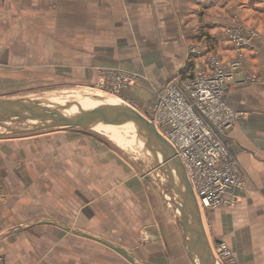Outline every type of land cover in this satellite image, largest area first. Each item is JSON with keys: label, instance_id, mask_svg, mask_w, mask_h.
<instances>
[{"label": "crops", "instance_id": "0c3cea01", "mask_svg": "<svg viewBox=\"0 0 264 264\" xmlns=\"http://www.w3.org/2000/svg\"><path fill=\"white\" fill-rule=\"evenodd\" d=\"M101 1L128 5L121 18L146 14L161 20L169 3L178 20L197 12L185 7L191 0ZM197 3L207 5V28L222 58L240 63L225 89L226 103L238 114L228 148L246 176L238 191L239 211L251 210L256 217L264 207V0ZM228 27L240 29L242 48L227 40ZM0 180V264H72L74 251L83 255L80 264H104L106 250L126 263L191 264L179 219L155 187L143 190L145 178L129 172L105 141L74 131L0 141ZM208 211L215 224L214 242L227 244L238 264H264V218L229 215L220 221L221 212ZM71 229L79 235H71Z\"/></svg>", "mask_w": 264, "mask_h": 264}, {"label": "rangeland", "instance_id": "374dc122", "mask_svg": "<svg viewBox=\"0 0 264 264\" xmlns=\"http://www.w3.org/2000/svg\"><path fill=\"white\" fill-rule=\"evenodd\" d=\"M193 3L191 0L185 7H192L197 12L193 18L186 16L183 20L176 19L173 3H169L161 20L152 19V15L143 17L146 14H131L133 18H125L124 14L121 18V11L124 13L123 8L128 9V5H111L101 0L1 3L0 100H54L57 104L82 105L79 101H87L82 100L83 97L90 96L94 100L95 95L105 102L117 103L120 100L149 117L153 98L160 88L178 79H193L196 73L209 72L210 57L217 58L223 66L238 62L222 58L216 48L218 41L207 28V5L197 3L196 6ZM226 38L229 40L227 35ZM179 70L183 74H179ZM28 124L22 122L10 126L24 129ZM56 131H74L108 143L117 151L120 161L128 164L129 172L145 178L143 190L147 192L148 186L150 189L155 187L166 207L180 221L179 212L170 200L171 194L163 197L160 183L164 188L168 187L161 171L155 169L154 155L129 132L123 137L93 128H74L12 134L0 127V141L33 138ZM130 138L136 143H127ZM244 180L246 183V176ZM239 195L233 206L216 209L221 212L218 220H227L229 215L245 220L264 218V207H259L256 217L251 210L239 211L242 202ZM209 213L202 211V217L217 263L238 264L227 244L231 254L228 258L215 248L212 233L215 224ZM219 227L221 234L222 224ZM71 235L78 236L77 229H71ZM106 251L103 253L104 264H141L139 260L128 259V263L125 259L115 260L112 258L115 253ZM82 257L77 251L72 252L71 263H82Z\"/></svg>", "mask_w": 264, "mask_h": 264}, {"label": "built area", "instance_id": "2783aa9c", "mask_svg": "<svg viewBox=\"0 0 264 264\" xmlns=\"http://www.w3.org/2000/svg\"><path fill=\"white\" fill-rule=\"evenodd\" d=\"M226 35L236 48L244 46L239 28L229 27ZM210 58L209 72L160 88L148 117L181 159L201 211L233 206L245 186V174L228 148L238 114L225 101L226 86L240 64L223 66ZM215 248L230 257L224 242Z\"/></svg>", "mask_w": 264, "mask_h": 264}, {"label": "water", "instance_id": "95a60500", "mask_svg": "<svg viewBox=\"0 0 264 264\" xmlns=\"http://www.w3.org/2000/svg\"><path fill=\"white\" fill-rule=\"evenodd\" d=\"M101 100V97L93 96ZM92 99V98H91ZM74 103H60L53 107H42L34 99L0 100V127L12 134H28L53 129H87L98 125L110 126L117 122L132 125L135 137L154 155L155 169L161 171L166 187L171 188L176 201L173 205L179 212L182 235L189 247L187 253L191 264H214L212 244L208 238L202 211L188 180L184 165L176 155L170 143L159 133L156 126L129 104H106L93 109H77V112L61 116L57 112ZM38 120L24 129H16L10 125ZM153 148L158 150L155 159ZM175 168V172L172 171ZM163 193L171 191L161 184ZM172 194V195H173ZM215 244L220 242H214ZM197 257V260L194 256Z\"/></svg>", "mask_w": 264, "mask_h": 264}, {"label": "bare ground", "instance_id": "6f19581e", "mask_svg": "<svg viewBox=\"0 0 264 264\" xmlns=\"http://www.w3.org/2000/svg\"><path fill=\"white\" fill-rule=\"evenodd\" d=\"M95 96V95H94ZM90 97V96H89ZM89 97H83L82 100H87V101H79L81 102L80 104L82 105H74L72 107H69V106H66L65 108H63L61 111L57 112L58 115H61V116H68V115H71L75 112H77V109H82V110H86V109H93V108H96V107H99V106H102V105H106V104H119L121 103V101H117V103H110V102H105V101H102V100H97V99H91ZM54 100H51L49 102H39L40 105L42 107H46V108H49V107H53V106H56V105H59L57 104V101H54ZM47 103V104H46ZM123 103V102H122ZM46 105H49V106H46ZM29 122L28 125H32V124H35V123H38V120H33V121H27ZM115 127H118L122 130H124L125 132H120L119 130H117ZM93 129L95 130H98V131H103V132H106V133H110L112 135L117 134V135H120V136H123L125 135V133H128L129 132V135L131 133V136L135 137V130H134V127L132 125H129V124H126L124 122H117L113 125H110V126H106V125H98L96 127H94ZM116 138H118L116 136ZM136 138V137H135ZM119 139V138H118ZM133 138H130L129 142L127 141V143H136L135 140H132ZM137 139V138H136ZM121 139H119L120 141ZM118 141V140H117ZM137 141L139 142V144L141 145H144L139 139H137ZM121 142V141H120ZM125 142V141H124ZM144 147V146H142ZM145 148V147H144ZM146 149V148H145ZM153 150L156 152V157L158 159V150L157 148H153ZM156 159V158H155ZM172 171L175 172V168H172ZM169 191H171V199L172 202L173 200L176 201L175 198H173L172 196H174L171 188L169 189ZM166 194H170L169 192H166L165 194L163 193L164 197ZM173 194V195H172ZM212 250H213V247H212ZM189 252V247L187 245V253ZM213 253H214V257H215V260H214V264H218L217 261H216V253L215 251L213 250ZM194 256V255H192ZM195 259L197 260V257L194 256Z\"/></svg>", "mask_w": 264, "mask_h": 264}]
</instances>
